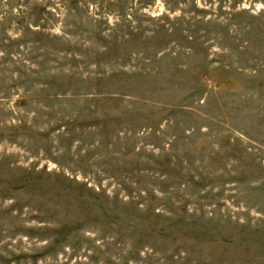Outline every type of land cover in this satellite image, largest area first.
I'll use <instances>...</instances> for the list:
<instances>
[{
  "label": "rangeland",
  "instance_id": "374dc122",
  "mask_svg": "<svg viewBox=\"0 0 264 264\" xmlns=\"http://www.w3.org/2000/svg\"><path fill=\"white\" fill-rule=\"evenodd\" d=\"M0 264H264V0H0Z\"/></svg>",
  "mask_w": 264,
  "mask_h": 264
}]
</instances>
